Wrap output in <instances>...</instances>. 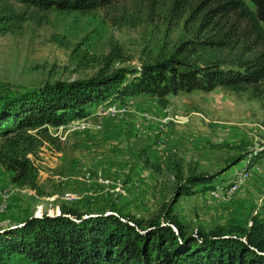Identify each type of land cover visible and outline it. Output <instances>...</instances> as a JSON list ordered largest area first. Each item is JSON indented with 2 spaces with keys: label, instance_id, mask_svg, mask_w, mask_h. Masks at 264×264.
<instances>
[{
  "label": "rangeland",
  "instance_id": "obj_1",
  "mask_svg": "<svg viewBox=\"0 0 264 264\" xmlns=\"http://www.w3.org/2000/svg\"><path fill=\"white\" fill-rule=\"evenodd\" d=\"M202 1L111 0L81 11L0 0V96L88 78L113 43L128 59L112 68L167 55L188 36L186 25H197ZM48 130L52 141L31 156L33 185L9 177L0 186L7 193L0 228L61 208L161 224L169 212L194 236L264 217V154L253 157L264 149V110L247 92L180 91L167 95L165 105L145 93L108 96ZM199 174L211 180L192 184ZM9 259L34 264L17 254Z\"/></svg>",
  "mask_w": 264,
  "mask_h": 264
},
{
  "label": "trees",
  "instance_id": "obj_2",
  "mask_svg": "<svg viewBox=\"0 0 264 264\" xmlns=\"http://www.w3.org/2000/svg\"><path fill=\"white\" fill-rule=\"evenodd\" d=\"M16 1L87 11L111 0ZM248 1L203 0L196 10L197 25H186L188 36L167 55L112 68V62L128 59L113 43L88 78L56 80L0 96V166L9 171L10 181L32 186L36 166L31 156L52 141L48 127L84 116L89 106L108 96L145 93L165 105L169 94L221 87L247 92L264 110V0ZM263 154L264 149L253 157ZM190 180L211 179L199 174ZM189 190L187 186L180 194ZM165 218L161 224L113 213L81 216L65 208L28 215L19 225L0 228V264H10L12 254L34 264H264V217L253 215L247 226L233 225L227 233L215 228L196 236L186 234L169 212Z\"/></svg>",
  "mask_w": 264,
  "mask_h": 264
},
{
  "label": "crops",
  "instance_id": "obj_3",
  "mask_svg": "<svg viewBox=\"0 0 264 264\" xmlns=\"http://www.w3.org/2000/svg\"><path fill=\"white\" fill-rule=\"evenodd\" d=\"M0 170H3L2 167H0ZM9 177H10L9 172H6V171L1 172L0 171V186H2L5 183V181L7 179H9Z\"/></svg>",
  "mask_w": 264,
  "mask_h": 264
},
{
  "label": "built area",
  "instance_id": "obj_4",
  "mask_svg": "<svg viewBox=\"0 0 264 264\" xmlns=\"http://www.w3.org/2000/svg\"><path fill=\"white\" fill-rule=\"evenodd\" d=\"M7 197V193L3 192V193H0V199H5ZM45 214H48V213H45ZM40 215V214H38Z\"/></svg>",
  "mask_w": 264,
  "mask_h": 264
}]
</instances>
